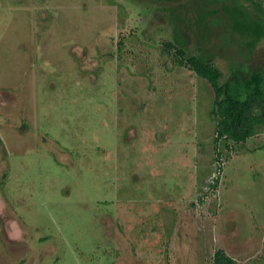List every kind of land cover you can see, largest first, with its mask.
Returning a JSON list of instances; mask_svg holds the SVG:
<instances>
[{
  "label": "rangeland",
  "instance_id": "374dc122",
  "mask_svg": "<svg viewBox=\"0 0 264 264\" xmlns=\"http://www.w3.org/2000/svg\"><path fill=\"white\" fill-rule=\"evenodd\" d=\"M178 2L0 0V264H264V131L214 142Z\"/></svg>",
  "mask_w": 264,
  "mask_h": 264
},
{
  "label": "trees",
  "instance_id": "16d2710c",
  "mask_svg": "<svg viewBox=\"0 0 264 264\" xmlns=\"http://www.w3.org/2000/svg\"><path fill=\"white\" fill-rule=\"evenodd\" d=\"M166 1L181 2L163 8L169 12L174 28V40L167 47L178 46L183 56L179 63L212 86L210 114L216 124L214 142H221L222 148L230 144L243 146L264 131V57L253 58L244 67L232 65L225 79L215 58L221 55L222 33L226 40L238 41L249 56L253 55L264 38V0ZM192 36L198 43L194 50L189 44ZM214 263L238 264L223 249L215 252Z\"/></svg>",
  "mask_w": 264,
  "mask_h": 264
}]
</instances>
